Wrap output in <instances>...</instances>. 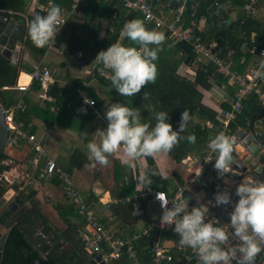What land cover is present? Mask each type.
Wrapping results in <instances>:
<instances>
[{"label": "trees", "instance_id": "1", "mask_svg": "<svg viewBox=\"0 0 264 264\" xmlns=\"http://www.w3.org/2000/svg\"><path fill=\"white\" fill-rule=\"evenodd\" d=\"M28 1L0 0V11L6 18L20 20L22 22L26 31L24 33L22 32L20 40L23 41L25 48L30 54L37 59H41L47 52L48 46L44 48L34 46L28 36V24L36 15H46L49 8L36 9L32 15H28L26 20H24L19 14L23 13ZM123 1L80 0L76 9L72 11L67 19L66 29L56 38L55 44L60 50L61 56L75 58L81 67H90L92 68V72L95 73L96 69L101 67V65L94 61L95 57L100 51L106 50L111 44L118 41L124 22L133 19L143 21L137 12L128 11L127 9H125L127 12H123L120 9L116 10L117 7L122 8L124 6ZM40 2L41 4H45L46 0H40ZM152 2L153 5H156L159 0H151ZM196 2L197 5L194 7L193 5ZM53 3L54 5L62 6L66 10H69L72 0H53ZM171 4L176 9L180 3L177 0H172ZM242 5L243 0H186L185 11L183 13L184 26H188L192 16L196 20L204 18L207 21L209 31L207 35L201 34L203 40L208 43L216 39L217 47L222 55H225L228 51H233V69L238 73H243L248 67L255 64L259 50L264 48V22L262 20L243 14L241 18L229 23L227 26L223 23L228 9L235 7L241 8ZM227 6L228 8L225 9ZM115 10V16L112 17ZM95 19L105 20L107 22L105 28L107 36L102 40H99L97 37V23ZM144 25L151 30L149 25L145 23ZM164 34L169 37L168 34ZM206 37H210L211 40H207ZM169 38L174 46L183 53L184 61L191 64L195 56L190 46L183 42H175L171 37ZM124 42L128 44L130 41L125 38ZM242 57H244V61L241 62ZM61 66H64V62L56 65L57 68ZM19 70L30 73L33 69L24 66L14 67L10 64L9 59L0 54V105L4 110H7L19 100V97L23 105L22 110L14 111L12 114L14 124L21 125L23 130L31 133L33 131L32 128L30 131L31 123L33 118L36 117L45 121L48 126L70 123L72 120L70 117L72 108L80 105L76 100V90L88 91L85 88V84L91 80L90 76L84 79H70L67 76L68 83L59 84L56 80V73L50 72L52 83L48 86L46 95L51 98V101H43V106H40L39 102L34 100V93L43 91L42 84L37 81H32L28 90L22 92L19 97H16V93L12 88L16 84ZM215 72V67L212 63H200L193 73L192 80H189L177 74L176 65L164 63L159 69L155 83L147 84L141 93L132 97L111 93L109 95L110 103H121L125 106L138 109L141 113V122L147 123L152 127L156 124L155 114L161 111L166 112L169 115L166 123H170L173 130L176 131L179 130L181 113L184 110H188L191 119L187 123L186 130L180 134V141L167 154L175 162H180L193 150H195L197 155L200 153L199 156L202 157L204 155L203 150L209 143V139L216 136L220 123L217 120L218 113L201 103L202 95L197 87L209 90L212 86L211 79L214 81L222 79L221 77L215 78ZM94 77L111 85L109 78L105 79L97 75H94ZM24 79H28V76L21 75V81H24ZM261 88L264 92V84ZM144 93L149 94L147 100L143 98ZM94 99L95 106L102 111L103 106L99 103L98 99ZM68 104H70L69 107ZM149 106H151V111L148 110ZM51 107L55 108V110L51 111ZM260 108L258 97L254 94H249L243 102L240 113L229 123L228 131L224 135L231 138L232 134L238 128H244L248 120L254 119L257 116ZM83 119L96 121L90 110ZM196 119L197 121H195ZM204 123L211 124V129L201 127L200 124ZM189 135L195 136V142L188 141L187 137ZM7 160V155L3 154L0 160V172L9 170L10 165L6 164ZM144 160L147 167L146 174L152 181L150 186L166 191V181L157 174L152 157H146ZM85 162L86 157L76 151L69 157L65 167H59L70 174L73 168H82ZM113 165L114 183L117 185V188L122 187L125 191L124 195L130 198L125 203L109 205V208L114 220L126 226L134 223L135 219L139 217H145L143 209L146 199L139 200V208L136 211L138 214L136 215L132 206V198L135 196H133L135 191L131 189L134 185L133 177L135 178L137 176H135L136 172L134 174H128L120 165L114 162ZM124 176L126 179H124ZM182 184L183 182L179 181V185ZM143 185L149 186L147 184ZM211 188L213 194L216 190L215 186ZM5 191V185L0 182V197ZM35 195L36 190L34 187L20 191L19 193V196L27 205L28 209L8 232L2 251L1 264H33L36 261L40 264H86L91 255L84 249L83 242L77 234L78 227L83 224L79 216L75 213L80 221L78 224L70 220V216H74L73 211L75 208L73 203H68V206L63 207L61 211L57 206L55 207L59 218L66 226L64 230L60 231L53 227L49 220L42 214ZM167 195L171 196L172 194L167 193ZM84 202L89 208L94 209L95 201L92 197L84 198ZM156 220L146 221L144 229L152 227L146 233L143 234L142 230L134 233L138 237L132 243L140 264H152V254L150 252L152 243L159 238H170L169 234H173L172 232H160L153 226ZM64 242L69 243L71 250H62L61 244ZM174 256L178 259L179 254L174 253ZM108 264H130L124 248L119 259L110 261ZM166 264L182 263L175 261Z\"/></svg>", "mask_w": 264, "mask_h": 264}, {"label": "crops", "instance_id": "2", "mask_svg": "<svg viewBox=\"0 0 264 264\" xmlns=\"http://www.w3.org/2000/svg\"><path fill=\"white\" fill-rule=\"evenodd\" d=\"M171 1L172 0H159L156 5H153V2L151 3V0H149L150 6L153 11L165 21H171L175 11L173 5L171 4ZM177 1L179 3L186 2V0ZM41 5L43 4H41L40 0H29L25 6L23 13L21 14H24L25 16L32 15L34 11L36 9H39L38 7H40ZM59 7L64 8L62 6ZM122 8L117 7L116 10L120 9L123 12H127L125 11L126 8L124 6ZM227 8L228 6L225 9ZM116 10L112 14V17L115 16ZM227 11L228 12L226 18H224L223 20V23L226 24L225 26L241 18L244 14L240 7L231 8ZM262 16L263 15L261 11L259 16L260 20H262ZM10 20L15 21L17 24H21L24 27L22 31L23 33L24 31H26L25 26L20 20ZM24 20L26 19L24 18ZM95 22L97 23V37L99 40H102L107 36L105 30L107 22H105V20L98 19H95ZM127 22H129V20H126L124 24ZM145 27L147 29L149 28L147 26ZM198 27L201 32L200 34L203 33L204 35H207V32L209 31V24L204 18L198 21ZM165 37L166 39L161 46L162 50L158 53V60L155 61L157 65V74L162 64H174L177 66V74L180 77L192 80L193 73L198 67V64L205 63L206 61L202 60L197 62L196 59H194L191 64L186 63L184 61L183 53L176 46H174L169 37ZM206 38L207 40H211L210 37ZM124 39L125 38L121 37H119L118 39V41H120L123 46L138 47L131 42L126 44V42H124ZM20 43V47H16L18 50V56L16 58L15 67L24 66L30 69H34L35 67L47 68L50 72L56 73V80L59 84L68 83V80L66 79L67 76L70 77V79H84L87 76H90L92 68L81 67L79 65V62L75 58L68 56L62 57L61 54L46 52L41 59H37L25 48L23 41L20 40ZM62 62H64V66L57 68L56 65H59ZM21 75L28 76V73L23 70H19L16 78V84L14 85V88H12L16 93V97H19L22 93L19 89H17L16 86L22 84L27 85L28 83H30L28 79H24V81H21ZM90 79L91 80H89V82L85 84V88L88 89V91L84 90L82 92H84L86 96L92 99H98L99 103H101L102 106L111 104L109 95L111 93L117 94V92L111 87L110 84L104 81L93 79L91 76ZM211 83L212 86L209 90H204L200 87H197V89L202 95L201 103L209 109L216 111L218 113V120L221 111L227 110L229 108L232 101V93L234 88L227 82L226 79L223 78L216 81L211 79ZM38 95L39 93H34V100L39 102L40 106H43V100L40 99ZM88 111L89 110H87L86 108L78 105L76 109L71 110L70 117L72 118V120L70 121V123L64 122L67 123L64 125L54 124L48 126L42 119L38 117L33 118L30 131L32 128L33 131H31V133L34 134L36 139L39 140V142L42 144L43 149L45 150L47 155L51 157L60 167H65L67 165L69 157L76 151L86 157V162L84 163L82 168H73L70 171L73 182L83 198H93V200L95 201L93 209L94 213L97 219L105 226L107 231L115 237L127 240L130 239V237H132L134 233L143 230L147 220H156L159 215V210L152 200L147 199L144 202L145 206L143 209L145 217H139L135 219L134 223L126 226L119 224L118 221L114 220L109 205L125 203L129 200L130 197L124 195L125 191L123 190V188H117V185L114 183L113 162L123 167L128 174H134L136 172L135 176H137L135 178L133 177L134 185L131 188L135 191L133 196L142 191L144 188L151 187L138 183L139 176L147 173L146 163L144 158L125 163L122 154L119 152L108 157L109 164L107 166L96 164L94 161H90L88 159L89 153L86 145L88 142H99V135L97 131L106 129L107 120L90 121L87 119H83ZM250 120L247 121L244 128L240 127L233 133L232 139L237 138L238 141H241V139H243V137L245 136V134L243 133V129L247 127V124ZM195 121H197V119ZM18 126L21 127V125ZM207 129H211V127H207ZM257 129H261L264 132L263 125H258ZM205 147L206 148H204L203 150L204 154L206 153V149L208 148V146L206 145ZM233 152L234 147L232 151V160L235 159ZM4 154H6L8 157L6 164L10 165L9 170L15 168L21 171H31L30 167H27L29 151L28 145L24 141H20V143L12 149L7 148V151L4 152ZM199 154L197 155L195 150H193L180 162L173 161L167 153H161L156 156H152L157 174H159V176L166 181V191H164L166 194H173L178 186H184L186 187L187 193L190 196L189 202L190 200H194L196 203L200 202L202 199H205L207 196H213L215 194V192L212 194L213 191L211 187L215 186V189H217L218 185L220 184V182L217 181V178H214L213 169L215 161L211 163V170L205 173L200 179H193L187 170L188 167L196 165L201 161L202 157H200ZM93 164H95V166H92ZM124 179H126L125 176ZM179 181H182L183 184L179 185ZM34 189L36 190L35 199L39 202V207L42 214L49 220L53 227L60 231L64 230L66 226L59 218L55 207L57 206L61 211L63 207L68 206V203H71V201L67 200L63 196L59 181L54 180L49 185L35 183ZM73 214L74 216H70V220L78 224L80 221L75 215V210L73 211ZM169 235L170 238H159L160 244L165 248L169 250L171 249L176 254H181V251L189 252L193 250L190 248L179 246V241H177L179 240V237L175 233ZM61 246L62 250H71L68 242L62 243ZM188 264H198V261H192Z\"/></svg>", "mask_w": 264, "mask_h": 264}, {"label": "clouds", "instance_id": "3", "mask_svg": "<svg viewBox=\"0 0 264 264\" xmlns=\"http://www.w3.org/2000/svg\"><path fill=\"white\" fill-rule=\"evenodd\" d=\"M61 13L62 9L54 5L46 15H36L29 22L28 36L35 47L44 48L55 42L60 30ZM120 37L127 38L138 47H126L117 41L100 51L94 61L101 65L99 71L109 77L119 95L132 97L141 93L147 84L155 83V61L166 37L163 32L148 30L139 19L125 23ZM260 68L264 69V62H261ZM256 76L264 79V71H257ZM143 98L147 100L149 94L144 93ZM84 104L94 106L95 101L85 96ZM148 110H152L151 106ZM105 119L106 129L97 131L99 142H88L86 145L88 159L103 166L109 164L110 155L118 152L125 163L170 152L180 141V134L186 130L191 116L188 110H184L179 130L176 131L170 123H166L169 119L166 112L155 114L156 124L152 127L141 122L138 109L112 103L105 112ZM187 139L195 142L196 138L189 135ZM208 147L217 153L214 168L220 177H224L230 171L232 138L220 133L209 139ZM138 183L150 186L152 181L147 174H142ZM235 195L239 199L232 205L233 211L230 213L231 233L210 221L206 222L208 207L198 205L189 210L184 199L169 208L167 201L160 199L159 193L156 199L162 209L160 225L162 228H172L179 237V246L196 251L198 264H232L233 261L236 264H255L258 254L264 251V181H242L237 185ZM214 200L213 206L216 207L231 204L227 191L217 192ZM230 239L237 241V244L231 246Z\"/></svg>", "mask_w": 264, "mask_h": 264}, {"label": "built area", "instance_id": "4", "mask_svg": "<svg viewBox=\"0 0 264 264\" xmlns=\"http://www.w3.org/2000/svg\"><path fill=\"white\" fill-rule=\"evenodd\" d=\"M79 1L80 0H72L69 10L61 8L62 13L59 23L60 30L58 31L56 38L66 29L67 19L72 11L76 9ZM123 2L124 7L128 11L140 14L144 23L149 25L151 30L166 33L175 42L188 44L197 62L204 60L212 63L219 77L226 79L227 82L233 86L232 101L229 108L221 111L220 113V117L218 119L220 126L216 135L220 133L224 134L228 131L229 123L234 120L238 113H240L243 102L249 94L256 95L259 99L260 106L264 107V92L261 88L264 84V79L256 76L257 71H264L260 68L261 62H264V48L259 50L257 62H255V64H252L243 73H238L235 69H233V51H228L225 55H222L221 51L217 47L216 39H213L208 43L203 40L198 27V21L200 19L196 20V18L192 16L188 26H184L183 13L185 11V2L180 3L177 6L171 21H165L157 13H155L150 6L149 0H124ZM196 5L197 2L194 3L193 6L195 7ZM52 6H54L53 0H46V3L38 8L48 9ZM241 10L245 16L257 18L258 20H260L259 16L262 11V21L264 22V0H243ZM19 16H22L25 19L27 18V15L25 16L24 14H19ZM3 17L6 20L11 19L6 18L4 14ZM47 52L55 54L61 53L56 47L55 42L47 47ZM240 61H244V57H242ZM94 75L105 79L109 78L107 75L102 74L99 71V68L96 69L95 73L91 70L90 76L93 79H96ZM28 80L30 83L32 81L41 83L43 91L39 93L38 97L43 101H51V98L46 95V90L48 89L50 83H52L50 71L47 68L35 67L30 73H28ZM30 83L27 85H17L16 87L21 92H24L28 90ZM68 86H70V84H68ZM85 96L86 95L82 92V90H76V100L79 104L87 110L92 111V115L96 121L106 120L105 112L111 104L104 105L103 110L101 111L95 105L92 106L84 104ZM86 97L93 100L88 96ZM69 106L70 104H68V107ZM76 108L77 106H74L72 110ZM22 109L23 105L21 98L19 97V100L16 103H14L9 109L4 110L8 122V137L5 143V149H12L16 147L20 141H24L28 145L29 156L27 167H30L31 171H21L14 168L0 172V182L5 185L6 190L16 184L17 191L15 194H19L20 191L34 187L35 183L49 185L54 180H58L63 196L73 203L75 213L79 216L80 221L83 223L82 226L78 227L77 234L79 239L83 242L84 249L91 255L90 258L94 259L96 256L100 257L99 261L95 260V264H108L110 261L118 260L122 255L123 248L130 264H140L137 258L136 250L134 249L132 243L138 235L133 234L130 239L123 240L119 237L113 236L107 231L105 226L97 219L94 211L84 202V198L75 186L71 175L61 169L55 161L47 155L42 144L36 139L34 134L27 130H23L20 126L14 124L12 120L13 112ZM50 110L54 111L55 108L51 107ZM200 125L201 127L206 128L211 127L208 123ZM207 149L198 164L187 168L193 179H200L205 173L209 172L211 170L210 167H212L211 163H213L217 158V153L213 152L209 147ZM213 172L214 178H218L219 175L215 168L213 169ZM159 193L161 194L160 199L166 200L169 208L184 199L189 204L190 196L184 186H178L171 196L167 195L162 190L146 187L132 198V206L134 210L137 211L139 208V200H152L159 210V215L155 225L153 226L160 232L174 233L171 227L162 228L160 225L162 209L160 202L156 199V196ZM188 196L189 198L187 199ZM198 205H201L200 202H197L192 206L188 205V208L191 210L192 207H196ZM205 220L206 222H212L218 227L222 225L221 219L211 214L209 211L205 216ZM150 228L152 227L143 229L142 233H146ZM150 252L152 254V264H166L168 262L175 261H179L182 264H188L192 261H198L197 253L194 250L189 252L181 251V254H179L177 259L171 249L169 250L160 244L159 239L152 243Z\"/></svg>", "mask_w": 264, "mask_h": 264}, {"label": "water", "instance_id": "5", "mask_svg": "<svg viewBox=\"0 0 264 264\" xmlns=\"http://www.w3.org/2000/svg\"><path fill=\"white\" fill-rule=\"evenodd\" d=\"M23 28L21 24H17L15 21L6 20L0 11V54L9 59L10 64L14 67L18 56L16 47L21 45L20 37ZM218 76V73L215 72V77ZM260 109L258 116L250 120L247 127L243 129L245 134L243 139L241 141H238L237 138L232 139L235 159L229 165V173H226L224 177L219 176L217 178L220 184L215 190V194L227 191L231 196V204L219 207L213 206L215 204V194L207 196L200 201L201 205L208 207L211 214L221 219L222 226L220 227L224 228L228 233L233 231L230 226V213L233 211L232 205L238 202L239 199L235 195L237 185L249 179L264 181V132L261 129H257L258 125L264 126V107ZM7 137L8 122L5 111L0 105V160L5 152ZM16 191L17 185L14 184L0 197V264L4 243L10 228L21 219L28 209L22 198L15 194ZM195 204L194 200H190L188 205L192 206ZM229 243L231 246H235L237 241L230 239ZM95 260L99 261L100 257L90 258L86 264H95ZM33 264L40 263L36 261ZM232 264H236V262L233 261ZM255 264H264V251L258 254Z\"/></svg>", "mask_w": 264, "mask_h": 264}, {"label": "rangeland", "instance_id": "6", "mask_svg": "<svg viewBox=\"0 0 264 264\" xmlns=\"http://www.w3.org/2000/svg\"><path fill=\"white\" fill-rule=\"evenodd\" d=\"M49 70V69H48ZM7 151V149H5V152Z\"/></svg>", "mask_w": 264, "mask_h": 264}, {"label": "flooded vegetation", "instance_id": "7", "mask_svg": "<svg viewBox=\"0 0 264 264\" xmlns=\"http://www.w3.org/2000/svg\"><path fill=\"white\" fill-rule=\"evenodd\" d=\"M19 195V194H18Z\"/></svg>", "mask_w": 264, "mask_h": 264}]
</instances>
